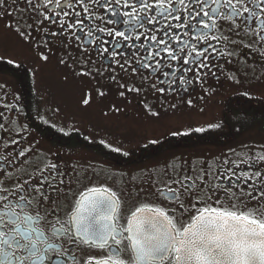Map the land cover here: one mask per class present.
<instances>
[{
	"label": "flooded vegetation",
	"instance_id": "af4514ba",
	"mask_svg": "<svg viewBox=\"0 0 264 264\" xmlns=\"http://www.w3.org/2000/svg\"><path fill=\"white\" fill-rule=\"evenodd\" d=\"M44 2L33 0L30 5L22 0H0V197L14 199L18 189H43V193L26 194L30 203L18 215L41 218L37 227L47 239L44 264H87L112 256L110 247L89 246L74 227L66 228L70 239L53 235V225L65 227L82 203L79 197L95 195L92 189L107 190L115 197L116 227L121 231L141 208L168 213L181 230L201 208L227 207L264 215V199L255 198L264 189V142L258 140L264 138V30L256 32L264 28V12L259 10L264 5L253 10L257 18L251 23L231 15L227 7L222 15L212 13L211 20H196L184 11L196 13V7L185 0L181 16L187 19L172 24L213 26L177 31L170 24L172 36L183 43L163 48H182L183 54L170 60L160 52L165 59L154 56L148 71L137 60L147 62L145 52L159 51L149 39L154 37L160 44L159 24L143 26L130 40H117L106 33L122 31V26L108 23L114 18L99 4L67 9L60 0H47L52 7H44ZM161 2L176 7L173 0H152L153 4ZM71 3L75 5L77 0ZM197 7L212 12L208 0ZM85 12L93 17L91 21L85 19ZM61 20L64 28L59 26ZM75 24H82L84 31L76 29L74 34L67 30ZM89 37L95 47L86 43ZM117 44L121 47L115 50ZM98 48H107L118 59L109 60ZM205 49L215 56L206 52L203 59L198 58L196 53ZM189 57L195 63L183 64ZM203 60L211 70L199 68ZM44 61L73 72L69 77L61 75L57 87L73 96L81 93L76 104L64 110L56 108V102L48 105L47 83L56 76L54 69L39 74ZM153 64H159V70ZM73 78L77 85L71 91L65 85ZM86 97L91 101L87 107ZM52 171L63 183L42 185L40 181L51 179ZM173 190L175 199L166 194ZM103 214L102 207L88 206L83 213L96 226L104 223ZM4 231L3 239L19 234L10 225ZM124 236L117 259L122 264H136L128 233ZM38 246L43 250L45 243ZM13 260L36 264L20 248L15 249Z\"/></svg>",
	"mask_w": 264,
	"mask_h": 264
},
{
	"label": "snow or ice",
	"instance_id": "6c2138e0",
	"mask_svg": "<svg viewBox=\"0 0 264 264\" xmlns=\"http://www.w3.org/2000/svg\"><path fill=\"white\" fill-rule=\"evenodd\" d=\"M22 2L32 5L33 0H22ZM173 2L176 7L163 2L153 4L152 0H104L103 3H101V0H77L75 5L71 3V0H60V3L67 9L76 7L83 9L90 3L99 4L105 12L114 18L111 21H107L108 23L122 26V31L106 33L108 36H115L117 40H130L132 39V33L141 31L143 26L159 24L160 28L158 30L162 33L160 44H157L156 38H149L151 44L155 45L159 51L145 52V60L147 62L137 60L142 68L148 71H151L149 64L153 62L154 56L164 60L166 55L168 59L176 60L183 54L182 48L175 51H166L163 48V45H168L171 48L173 43H183L179 37L172 36L168 30L170 24L177 31L180 28L190 27L194 31L197 28H210L213 26L209 23L172 24L173 20H186L187 16H191L192 19L196 20L200 18L211 20L212 13L222 15L224 8L227 7L231 15L242 16V18L247 19L251 23L253 19L257 18L253 10L259 5H264V0H220V2L218 0H208V8L212 9V12H209L206 8L197 7V3L204 5L205 0H187L188 3L193 4V7H196V13L187 12V9L184 8L187 16L182 17L181 11L185 0H173ZM106 5H112V7H107ZM33 7L35 6L33 5ZM44 7H52V5L45 0ZM121 8L131 9V11L121 12ZM153 8L156 9L155 12L152 11ZM241 8H243V13H241ZM259 10L264 12V8ZM141 12H143L142 17L140 16ZM75 14L77 16L80 15L79 12ZM55 15L59 16L61 13L56 12ZM63 15L66 17L68 12L65 11ZM84 17L89 21L93 19L86 12ZM44 18L52 20V16H45ZM101 19H104V17H101ZM165 20L168 23H165ZM59 26L64 28L65 21H59ZM9 27L12 26L10 25ZM76 29L84 31L82 24L70 25L67 30L73 31L75 34ZM14 30L19 34V29ZM95 30V28L92 29V31ZM262 30L264 28H257L256 32L260 33ZM101 31L103 30L101 29ZM53 35H57V33H53ZM135 39L139 40L140 37ZM193 39H196V37H193ZM86 43L93 47L96 46L95 41L91 40L90 37ZM104 43H108V41L106 40ZM120 47L121 45L117 44L115 50ZM127 47L133 48V45L128 43ZM97 50L100 55L107 56L109 60L118 59V57L110 55L107 48H98ZM160 52H164L165 55H160ZM206 52L213 57L215 56V53L208 49L197 52L196 56L203 59ZM42 59H46V57ZM182 63L188 65L195 62L189 57L184 59ZM118 66L124 67V65ZM171 66V64L166 65L169 68ZM206 66L211 70L207 60H203V63L199 64L200 69ZM153 67L159 70L160 65L153 64ZM79 75H87V73H79ZM129 91H132V89H129ZM101 95L103 94L101 93ZM90 102V97H86L84 106L87 107ZM228 179H232V177L229 176ZM28 183L30 184V182ZM40 183L58 187L63 181L58 180L56 172L52 171L51 179L45 177ZM21 187L23 188V185ZM32 191L43 193V189L30 187L23 191L18 189V195L14 199L0 197V220H3L0 223V241H2L0 243V264H17V261L13 260L16 248L25 250L27 257L35 261L36 264H44L45 262L42 251H47L46 234L37 227L41 224V218L29 214H25L23 217L18 215V211L30 203L26 194ZM91 191L95 195L84 193L79 197V201L82 203L78 205V211L71 214L73 219L66 222L65 227L53 225L55 227L54 236L70 239L71 233L66 228L74 227L89 246H95L100 249L111 248L112 256L109 259L103 262L89 260L87 264H122V261L117 259V257L120 256L119 246L125 239L124 232L128 233L127 239L131 250L135 253L136 264H166L169 259L172 264H264V215L256 216L252 212H236L229 210L227 207L201 208L198 210L199 214L195 215L192 221L181 230L176 227L175 220L168 213L158 209L141 208L133 214L127 228L121 231L116 227L118 217L114 207L115 197L107 193V190L92 189ZM166 194L172 199L176 198L175 190ZM249 195L251 196L252 193L249 192ZM229 198H231L230 193ZM255 198L264 199V189H261ZM85 206L92 208L102 207L104 214L101 219L104 223L96 226V221H93L91 217H85L83 215ZM233 207H235L234 203ZM4 217H7V219H4ZM22 224L24 226L23 229H21ZM5 225L15 227L19 230V234L13 233L8 239H3L7 235L4 231ZM109 241L114 243L110 244ZM40 242L45 243L43 250L38 246ZM26 245H31V247H26ZM5 248L12 249V252L6 251Z\"/></svg>",
	"mask_w": 264,
	"mask_h": 264
},
{
	"label": "rangeland",
	"instance_id": "374dc122",
	"mask_svg": "<svg viewBox=\"0 0 264 264\" xmlns=\"http://www.w3.org/2000/svg\"><path fill=\"white\" fill-rule=\"evenodd\" d=\"M44 64L42 65V70L41 72H39V74H41V76L45 75V73L49 72L51 69H54V73L55 76L53 80L49 81L47 84L50 88V92H49V97L47 96V103L49 106H51L53 103H55L56 108H61L60 110H64V108L68 105H72V104H76L77 100L76 98H79L80 96L83 97V95L79 92H77L74 96L71 93H67L66 90H62V89H58L57 85L58 81L60 83H62L61 81V75L63 76H68L69 75H73V72L71 71H67L66 69L63 70V68H60L59 65L55 64L56 62H54L55 65H53L52 63L49 62H43ZM50 64L53 65V68L50 66ZM65 81V80H63ZM66 82V81H65ZM63 82V83H65ZM77 81L73 78L67 81L66 83V88H68L71 91H74L76 89V83ZM56 86V87H54ZM48 95V94H47ZM260 142H264V138L263 140L258 139Z\"/></svg>",
	"mask_w": 264,
	"mask_h": 264
}]
</instances>
